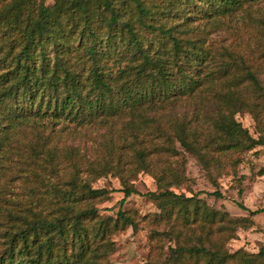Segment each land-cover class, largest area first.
Instances as JSON below:
<instances>
[{"label":"trees","instance_id":"1","mask_svg":"<svg viewBox=\"0 0 264 264\" xmlns=\"http://www.w3.org/2000/svg\"><path fill=\"white\" fill-rule=\"evenodd\" d=\"M259 1L0 0V264H109L127 228L166 248L147 264H264V244L226 248L248 218L172 189L187 154L220 197L218 178L264 146V66L222 26L248 19L264 46ZM81 128L97 143L75 145ZM140 172L158 212L102 213L108 194L92 183L116 176L122 205Z\"/></svg>","mask_w":264,"mask_h":264},{"label":"rangeland","instance_id":"2","mask_svg":"<svg viewBox=\"0 0 264 264\" xmlns=\"http://www.w3.org/2000/svg\"><path fill=\"white\" fill-rule=\"evenodd\" d=\"M47 5H51L53 0H45ZM248 4L245 5L247 7ZM261 10L257 15H264V0L259 1L249 10ZM263 9V10H262ZM238 18L224 19L225 33H230V45L236 50L244 53L247 45L251 46L250 51L245 52L249 60L260 62L264 66V58L258 57L261 50L264 49L262 39L256 33L255 25L244 19V28H233ZM220 29V27H219ZM235 50V51H236ZM234 51L235 57L239 60L240 56ZM243 127L250 134L258 137L255 124L249 112L240 111L235 115ZM76 135L75 145L89 146L97 143L98 133L90 128H81ZM186 158L184 183L174 186L172 189L176 193L183 192L187 196L197 194L199 198L208 206L216 210L227 212L230 216L238 218H248L247 227L236 230V238L226 243V248L230 252L237 249L257 254L260 246L264 244V146H256L241 155L242 160L237 165L234 174H222L218 178V191L220 197L211 194L216 187L204 175L196 160L184 154ZM225 172V171H224ZM132 183L135 193H132L124 200L122 205L119 201L123 198L122 185L119 179L108 173L97 178L92 186L95 188H104L107 191V197L101 201L98 206L104 214H113L121 207L125 210H136L140 215H148L158 212L155 205L145 197L144 193L148 191H157V185L154 178L145 173H135L128 177ZM238 204H243L248 210L241 209ZM257 210L255 214L249 211ZM116 248L109 256V264H147L149 260L166 255V248L161 251L157 245H152L148 241L147 230L133 232L127 228L124 232L113 237Z\"/></svg>","mask_w":264,"mask_h":264}]
</instances>
